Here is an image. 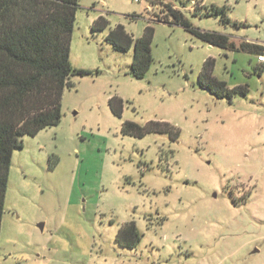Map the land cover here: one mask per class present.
Segmentation results:
<instances>
[{
    "label": "rangeland",
    "instance_id": "374dc122",
    "mask_svg": "<svg viewBox=\"0 0 264 264\" xmlns=\"http://www.w3.org/2000/svg\"><path fill=\"white\" fill-rule=\"evenodd\" d=\"M192 1L195 11H177L237 50L164 24L167 5ZM212 7L230 24L206 17ZM101 16L110 27L95 33ZM118 26L133 39L154 28L143 79L134 48L106 40ZM244 41L264 45V0H80L70 61L89 74L71 78L61 124L13 152L0 264H264V64L238 50ZM209 60L213 77L247 94L202 88ZM113 98L124 101L121 117ZM127 122L147 133L124 134ZM131 222L141 239L127 248L117 236Z\"/></svg>",
    "mask_w": 264,
    "mask_h": 264
},
{
    "label": "trees",
    "instance_id": "16d2710c",
    "mask_svg": "<svg viewBox=\"0 0 264 264\" xmlns=\"http://www.w3.org/2000/svg\"><path fill=\"white\" fill-rule=\"evenodd\" d=\"M79 1L0 0V232L13 152L23 147L24 137H36L61 124L62 98L65 90L73 86L71 78L89 74L75 69L70 61ZM167 8L172 20L164 24L180 25L209 46L237 50L228 36L194 29L184 14L170 5ZM199 13L201 9L195 15ZM205 16L218 17L225 25L230 24L224 8L212 7ZM109 27V21L101 16L94 22L92 31L102 32ZM154 34V28L148 26L143 37L133 39L123 26H118L106 40L119 51L134 48L132 73L143 79L153 63ZM238 50L264 55V45L248 41L242 42ZM200 86L218 99H232L237 92L243 95L248 92L242 86L229 89L225 82L213 77L210 60L205 63ZM110 106L121 117L124 101L113 98ZM123 133L143 138L147 132L127 122ZM140 239L134 222L127 223L117 236V242L127 248H134Z\"/></svg>",
    "mask_w": 264,
    "mask_h": 264
},
{
    "label": "built area",
    "instance_id": "2783aa9c",
    "mask_svg": "<svg viewBox=\"0 0 264 264\" xmlns=\"http://www.w3.org/2000/svg\"><path fill=\"white\" fill-rule=\"evenodd\" d=\"M141 0H135L136 3H139ZM148 3L150 2H156V1H165V2H173L174 0H146ZM196 6H200V4L198 2H195V1H192V8L191 9H188L187 7L181 5V8H178V7H174V10H183V11H187V10H190V11H195L196 9ZM180 7V6H179ZM150 7L148 6V9ZM258 61L260 64H264V55H261V56H258Z\"/></svg>",
    "mask_w": 264,
    "mask_h": 264
},
{
    "label": "water",
    "instance_id": "95a60500",
    "mask_svg": "<svg viewBox=\"0 0 264 264\" xmlns=\"http://www.w3.org/2000/svg\"><path fill=\"white\" fill-rule=\"evenodd\" d=\"M210 47H212V46H210ZM39 228H41V230H43V228H44V224H40V225H39Z\"/></svg>",
    "mask_w": 264,
    "mask_h": 264
},
{
    "label": "crops",
    "instance_id": "0c3cea01",
    "mask_svg": "<svg viewBox=\"0 0 264 264\" xmlns=\"http://www.w3.org/2000/svg\"><path fill=\"white\" fill-rule=\"evenodd\" d=\"M263 65V64H262Z\"/></svg>",
    "mask_w": 264,
    "mask_h": 264
}]
</instances>
